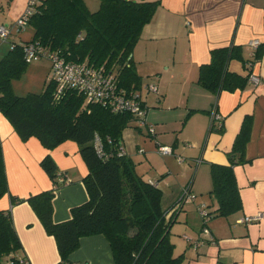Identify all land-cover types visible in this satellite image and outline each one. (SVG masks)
Listing matches in <instances>:
<instances>
[{
	"label": "crops",
	"instance_id": "obj_1",
	"mask_svg": "<svg viewBox=\"0 0 264 264\" xmlns=\"http://www.w3.org/2000/svg\"><path fill=\"white\" fill-rule=\"evenodd\" d=\"M27 1L0 0V25L12 26ZM84 1L89 9L99 4L98 0ZM159 2L131 53L141 77L137 91L147 106L146 121L154 134L146 127H125L121 132L123 151L133 158L139 175L156 181L163 211H170L180 199L166 218L172 217L169 236L174 254L183 256L182 264H264V50L251 69L239 59L230 60L227 66L228 71L242 76L253 71L259 77L257 84L247 79L244 88L215 93L197 82L199 67L209 62L211 49L237 45L248 60L251 40L264 45V0ZM30 39H22L15 29L9 37L18 42ZM147 84H154L157 92L149 91ZM214 112L218 117L213 118ZM246 115L252 121L244 161L233 165L241 208L218 217L213 213L217 199L211 193L210 166L229 164V152ZM0 140L8 186L0 198V210L10 211L22 253L30 264H59L54 237L45 231L26 199L53 187L40 165L50 155L58 175L69 179L55 190L53 221L68 220L71 209L87 201L83 178L88 169L79 145L67 140L50 150L34 137L23 141L1 113ZM156 141L170 146L172 152L159 154ZM184 191L193 194V200L181 199ZM13 197L21 201L13 203ZM200 204L213 214L204 225L197 208ZM245 216L257 219L238 222ZM203 227L208 234L202 232ZM185 236L200 244L192 247ZM69 260L73 264H116L103 234L81 237Z\"/></svg>",
	"mask_w": 264,
	"mask_h": 264
},
{
	"label": "trees",
	"instance_id": "obj_2",
	"mask_svg": "<svg viewBox=\"0 0 264 264\" xmlns=\"http://www.w3.org/2000/svg\"><path fill=\"white\" fill-rule=\"evenodd\" d=\"M98 2L96 10L91 11L84 0H40L28 20L27 26L33 32L27 41H38L58 50L69 61L113 70L120 86L137 90L141 77L135 71L131 53L160 2ZM262 50L264 45L260 44L253 58L244 60L240 46L213 48L209 62L199 67L197 82L215 93L244 88L247 76L228 71V63L239 59L246 66L254 64ZM28 64L18 41L0 58V113L23 141L34 137L50 150L64 141H75L88 169L83 178L88 199L71 209L68 220L56 223L52 218V198L55 190L64 184L58 182L56 164L50 155L40 165L53 187L26 199L45 231L54 237L59 264H73L69 254L79 246V239L93 234L106 237L116 264H182L183 256L174 254L169 236L172 217L166 218L180 199L170 211H163L161 190L136 172L133 158L120 154L122 130L135 126L131 114L113 112L100 103L88 102L74 89H67L55 99L56 84L48 78L41 92L17 95L12 82L23 75ZM251 121L250 115L244 117L229 152V164L210 166L211 193L217 199L215 216H227L241 208L233 165L244 161ZM95 137L101 141L103 155L95 149ZM7 192L0 140V198ZM20 201L17 197L12 199L13 203ZM207 213L213 215L212 211ZM0 264H30L22 253L9 210H0Z\"/></svg>",
	"mask_w": 264,
	"mask_h": 264
},
{
	"label": "built area",
	"instance_id": "obj_3",
	"mask_svg": "<svg viewBox=\"0 0 264 264\" xmlns=\"http://www.w3.org/2000/svg\"><path fill=\"white\" fill-rule=\"evenodd\" d=\"M40 0H28L23 13L14 21L12 26L0 25V42H7L9 48H13L15 41H9L12 30L16 32L24 30L28 24L30 16L36 11L37 5ZM22 47L23 56L26 62L30 63L40 58H46L50 62V75L49 80L55 82L56 87L54 91L55 99L61 97L67 89H74L82 94L88 102L100 103L108 107L113 112H128L132 116L133 124L137 128L146 127L149 134H154V128L146 121L147 106L144 104L141 95L138 91H129L128 89L120 86L119 80L115 75V71L107 70L103 66H92L86 62L69 61L58 50H51L48 47L41 45L38 41H20L18 42ZM261 42L258 39H253L249 42L251 50L250 58H253L256 49ZM257 63V62H256ZM254 63V64H256ZM254 64H248L251 69ZM248 81L257 84L259 77L251 70L247 74ZM146 88L149 91L157 92V87L154 84H147ZM218 117L214 112L213 118ZM94 146L99 155H103V148L101 141L98 137L94 139ZM122 148V147H121ZM156 150L161 155L170 154L172 149L168 145L160 144L156 141ZM139 151L142 152V149ZM124 153L123 148L120 154ZM182 160V157H178ZM58 182L61 184L69 183V179L63 174L58 176ZM149 182L156 186V181L149 180ZM186 200H193L194 195L184 191L182 198ZM198 211L203 219V225L206 224L209 214L203 204L198 205ZM257 219V216H245L238 220V222H251ZM203 233H209L206 227L202 229ZM185 239L196 248L199 240L192 239L185 236ZM212 241L211 237L209 239ZM84 264V263H81Z\"/></svg>",
	"mask_w": 264,
	"mask_h": 264
},
{
	"label": "rangeland",
	"instance_id": "obj_4",
	"mask_svg": "<svg viewBox=\"0 0 264 264\" xmlns=\"http://www.w3.org/2000/svg\"><path fill=\"white\" fill-rule=\"evenodd\" d=\"M91 11L96 10L93 6ZM32 28L26 26L24 30L17 32L22 39H29L32 36ZM9 49L7 42H0V58ZM50 75V62L46 58L30 62L23 75L13 81V89L17 95H25L29 92L39 93L43 90L47 77ZM137 91V90H136Z\"/></svg>",
	"mask_w": 264,
	"mask_h": 264
}]
</instances>
